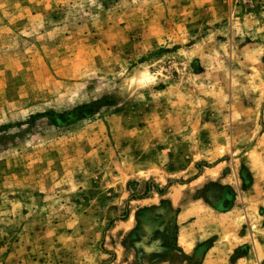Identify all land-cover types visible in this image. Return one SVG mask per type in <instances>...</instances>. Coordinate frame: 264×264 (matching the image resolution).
<instances>
[{"label":"rangeland","instance_id":"1","mask_svg":"<svg viewBox=\"0 0 264 264\" xmlns=\"http://www.w3.org/2000/svg\"><path fill=\"white\" fill-rule=\"evenodd\" d=\"M261 226L264 0H0V264H183Z\"/></svg>","mask_w":264,"mask_h":264},{"label":"crops","instance_id":"2","mask_svg":"<svg viewBox=\"0 0 264 264\" xmlns=\"http://www.w3.org/2000/svg\"><path fill=\"white\" fill-rule=\"evenodd\" d=\"M186 229L190 228L187 226ZM261 230L264 231V226H261ZM187 231L189 232V230ZM192 235L196 237V240L192 243L190 252L187 251L186 246H183L182 248L184 250L183 264H187L194 255L203 251V249L206 250L203 251L201 264H230L232 255L241 249L246 250V253L242 255L241 258L242 260L247 261L245 263L253 260L256 256L259 259H264V238L254 240L253 242V240H249L245 235H238V240L233 237L228 240L219 238L209 245L207 243L209 238H200L201 233L194 232ZM205 243L206 245L203 246ZM238 258L235 260H240Z\"/></svg>","mask_w":264,"mask_h":264}]
</instances>
